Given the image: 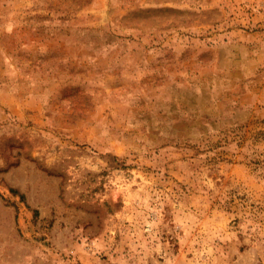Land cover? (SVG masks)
<instances>
[{"label": "rangeland", "instance_id": "rangeland-1", "mask_svg": "<svg viewBox=\"0 0 264 264\" xmlns=\"http://www.w3.org/2000/svg\"><path fill=\"white\" fill-rule=\"evenodd\" d=\"M0 264H264V0H0Z\"/></svg>", "mask_w": 264, "mask_h": 264}]
</instances>
